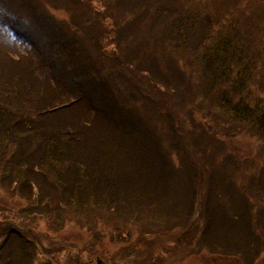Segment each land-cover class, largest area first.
I'll return each instance as SVG.
<instances>
[{
    "label": "trees",
    "instance_id": "16d2710c",
    "mask_svg": "<svg viewBox=\"0 0 264 264\" xmlns=\"http://www.w3.org/2000/svg\"><path fill=\"white\" fill-rule=\"evenodd\" d=\"M9 2L10 9L15 3L20 7L26 3L41 13L40 2ZM21 16L49 43L38 50L39 43H34L30 33L28 39L38 60L27 57L26 66L21 58L0 53V188L6 196L0 207L4 214L10 206L8 200H21V195L23 214L27 211L28 216L39 202L40 212L34 209L33 213L49 212L47 219L52 222L62 216L59 208L65 206L63 202L73 212L74 208L90 207L96 218L88 222L94 227L102 219L121 218V225L133 229L135 224L127 223L129 219L141 216V226L143 219L149 222L158 215L164 228L151 237L152 230L144 226L135 238L127 230L125 251L139 252L141 257L143 248L148 254L144 259L153 260L155 246L161 242L157 236L167 232L169 237L161 242L165 249L166 239L180 243L185 238H199V250L220 256L230 251L223 231L230 221L209 218L198 236L187 231L191 227L183 226L188 218L184 211L181 220L182 212L177 222L166 228L172 217L169 201L178 199L187 207L191 205L199 220L208 215L211 200L231 202L236 196L250 213L241 219L255 216L258 221L243 228L245 238L235 252L243 253L242 258L258 255L264 248V209L249 195L255 194V199L264 193V161L251 174L250 168L246 169L253 161L251 156L264 151V0H76L65 20H54L57 29L53 32L44 14L35 21L26 10ZM10 17L13 19L12 14ZM3 18L0 16V26ZM90 24H96L97 29L87 35L84 32ZM159 50L178 51L194 60L198 63L195 73V66L178 62L172 58L173 52L167 56V71L162 68L161 72L159 64L151 63L153 56L163 63L161 56L154 55ZM27 69L29 75L24 73ZM159 86L166 93L167 100L162 102H173L168 110L180 121L171 130L159 118L152 121L146 114L155 101L150 87ZM48 87L56 91L51 99L58 97L59 106L39 98L38 91L41 94ZM163 109L156 107L154 114ZM63 115L70 117L68 122H62ZM238 135L255 137L260 152L237 156L228 141ZM228 162L229 167L223 169ZM198 165L205 170L202 174ZM235 165L244 167L247 182H231L237 181L234 174L230 176ZM217 176L226 177L221 179L228 185L227 200L214 189ZM202 186L211 198L205 197V208L199 205L198 210L185 196L193 197ZM231 189L234 195L230 196ZM17 210L13 218H17ZM27 218L31 220V216ZM37 219L34 214L32 223ZM10 220L0 218L1 233L16 235V224ZM211 222L213 230L208 227ZM173 229L178 230L176 234ZM4 240L9 243L11 238ZM92 243L83 255L91 261L105 257V252L94 247L96 242ZM2 253L0 264H24L13 252ZM24 255L21 253L25 260ZM27 260L33 263L35 255ZM37 264L44 263L39 260Z\"/></svg>",
    "mask_w": 264,
    "mask_h": 264
},
{
    "label": "rangeland",
    "instance_id": "374dc122",
    "mask_svg": "<svg viewBox=\"0 0 264 264\" xmlns=\"http://www.w3.org/2000/svg\"><path fill=\"white\" fill-rule=\"evenodd\" d=\"M34 1L36 3L39 2L42 3L40 5L41 13H37L34 9L30 7V4H26V3H24L26 9L23 8L24 6L20 7L16 5V3L14 4L13 8L10 9L9 0H0V4L2 5L0 16L4 17L3 25L0 26V53L5 54L7 52L8 54L15 56L17 59L21 58V60L24 61L23 62L24 66H26L27 63L30 61L29 58L27 57L33 58L37 54V53L36 54L33 53L35 49L33 47L34 44L28 39L30 33L31 35L34 34L33 36L34 43L40 44V45L37 44L38 50H42V45L47 46L49 41L47 42L43 41L38 31L35 30L34 27H32L29 21L28 23H24L23 18L21 16L22 13L25 12L26 10L30 20L32 21H35L36 20L35 17L38 16L39 14H44L46 16L47 22H49L50 24V32H53L57 29V24L54 20L55 19L58 21L65 20L66 12L72 8L76 0H34ZM11 14L13 16V19L10 17ZM101 22L104 23L103 24L104 26H108L106 21L101 20ZM9 24L12 26L11 29ZM85 28H83V31H85ZM96 29H97L96 24H90L88 25V30H86V32L84 33L87 35H91L96 32ZM16 32H18L19 34L16 35ZM25 32L26 34L23 36ZM46 36L48 38L49 34L47 33ZM170 52H173L172 58L175 57V59L178 60V62L183 63V61H185L188 64L195 66L193 70V72L195 73L198 63L195 62L194 60H191L188 57H183L182 55L179 54L178 51L159 50L157 51V54L154 55L161 56L163 63L161 62L160 58L156 56H153V60L151 63L154 64L153 62H155V64H159L161 72L163 71L162 68H164V70L167 71V67H166L167 66L166 63L168 61L167 56L170 54ZM43 69L51 73L50 68L43 66ZM24 73L25 74L28 73L27 75H29L28 69L27 72L25 71ZM180 85L181 84L179 82L177 86L180 87ZM174 86L176 87V83H173V87ZM150 90L152 91L153 93L152 95L155 99V101L153 100V102L151 103L154 107L146 108V114H150L149 115L150 120L155 121L157 117L160 119V121H163L164 124L168 126L170 130L173 126L177 127L180 123L178 115L168 110L169 105L170 107L173 106V102L172 101H170V103L169 101L162 102L166 98L165 96L166 93L163 92L164 90H162L161 86L157 88L150 87ZM41 91H40L41 94H39L38 91V95L41 100L42 99L46 100V102L49 100L48 102L52 101V106L54 107L59 106V104H57L56 102V99L58 97L55 98L54 100L51 99V96L56 94L55 90H53L51 87H48ZM146 98L149 97L147 96ZM174 100L177 101V104L181 103L180 98L176 99V96ZM161 104H163V106ZM156 107L159 109L164 108L163 109L164 111H161L160 113L158 112L159 114L155 115L154 113L156 111ZM86 108L89 112V108L87 106ZM179 113L182 116V112L179 111ZM149 116L145 117V120L147 122ZM67 118L70 119L68 115L67 117L63 115V118L61 119L64 121L62 122H68L69 119ZM168 119H171L174 125ZM253 138L255 137L250 138L245 136L244 138L243 136L238 135V137L235 136L234 139L229 140L228 145L231 150L236 152L237 156L239 157L250 156L253 155L255 152L257 153L260 152L257 144L254 145L255 140ZM251 158L253 161L252 162L249 161V165L246 169L248 170V168H250V170H248V173L250 172L249 174H251L252 170L256 169V167L257 169H260V165L264 161V151L262 152V154H256L254 156H251ZM246 160H248V157ZM200 164H204L205 166L206 163L202 162ZM229 165L230 162H228L226 166L223 165V169L229 167ZM198 167L200 168L201 171L200 173L202 174L203 171L205 170H202L201 166L199 165ZM231 168L233 169L231 170L230 176L234 174L237 179V181L234 179V181L236 182L231 181L233 184L237 185V183L242 184L243 182H247V180H245L244 177V174L246 172L244 170V167L241 168L240 166L235 165L232 166ZM207 176H210V173ZM207 176L206 178L208 179ZM226 176H229V174H227ZM222 177L224 176L216 177L215 182L213 183L215 186L214 189H218V191L222 194L224 193L227 194L228 190L225 188L228 186L227 182L223 183L222 181V179L226 180V177L225 179ZM262 182H264V179L262 180ZM205 189L202 186L200 189H198V191L195 193L193 197L189 198L191 194L185 196L186 199H189L188 200L189 204L190 202L191 203L194 202L197 205L198 210H199V205L200 208H205V204H207V199L211 198L210 197L211 193H208L207 189L206 190ZM215 193L213 194V196L215 195ZM232 194H233V189H231L230 196ZM254 195L255 194H251L249 196L253 199L255 204L256 203L262 204L261 206H263L264 209V193L261 197L260 196L255 197V199L254 197H252ZM4 197L6 196L3 195V191L0 188V206L2 204V200L3 199L5 200ZM19 197L23 201L22 199L23 197L21 195H19ZM234 197H235L234 201L231 202L226 201L223 203H215L213 200H211V202L208 203V205L211 206L207 211L208 215L206 214L204 218L199 220L198 218L195 219V214L192 211L191 205L187 207L185 202H181L178 199H172L169 197L170 198L169 204L170 207L172 208V211H170V216L172 215V217L169 220L166 228H170L172 224L177 222V218L180 212H182L181 215L179 216L181 220L184 211L188 215V218L182 222L183 226L186 225L185 229L191 227L187 231L189 232L192 231L191 234L194 235L196 234L198 236L201 235L199 234V230L203 226L205 227L207 225V221H208L207 219L209 218L212 219L211 221L213 222L216 216H219V219L222 221L226 219H228V221L226 222L230 221L228 225L223 227V231L225 233L224 241L226 243V246L229 247L230 251L217 257H213V255L211 256L209 255V254H214V252L199 250L197 248L198 246L197 242L200 241L199 238H193V239L191 238L193 241L191 239L187 241L185 238L183 241H180V243H174L173 248H169L165 250L163 253L162 252L159 253V251L163 248L161 242L165 243V238L169 237V236L166 237L167 232L165 235L157 236V238L160 237L158 239H160L161 242L155 246V252L159 254L153 260H151L150 258L148 260L144 259L146 256H148V254L146 250L143 248H141V252H145V254L141 257H140L141 253L139 252L136 253V251H128V250L125 251V246L129 241L128 240L129 235L127 230L130 231V235H135L134 236L135 238L137 235L142 234L141 229H143L144 226L149 227L150 230H152L151 231L152 234L149 233V236L151 237L152 235L153 236L155 235L154 233L155 230L164 228L165 222H163L161 219H158V215H155L154 220L151 219L152 221L149 222L146 219H143L141 226H139L138 224L139 219H141V216H139V218H136L135 216V218L129 219L127 223L130 222L135 224V227H133V229L128 228L127 225L125 226L121 225L122 224L121 218H118L117 220L102 219L103 222L99 223V226H96L97 227L96 228L94 226H91L94 225L93 223L88 222V220L96 218V216L93 215V212L89 211L90 207L86 208L85 206H83L82 208L80 207L78 210L74 208L76 212L75 211L73 212L70 209L71 207L68 206L69 204H66L67 202H63L65 203L64 204L65 206L59 208V214H62V216H59L58 218L54 219V221L52 222L47 219V216L49 215L47 213L49 212H46V214L43 215L41 213H33L34 211L40 212L41 210L39 206V202H36L38 207H32V210L30 209V214L28 216L29 217L31 216V220H32V216L35 214L36 217L38 215L39 219H37V222L34 221L32 223V221L27 218L28 217L27 211L25 214L22 213L23 207L20 206H24L25 203L23 202L24 205H22V201L20 199L17 201H13L11 199L8 200L10 201L9 202L10 206L8 205L6 209L8 210L9 213L6 211V213L4 214V211H2L4 207L3 208L0 207V213H1L0 218L4 220L8 219V222L11 219L10 217L13 218L15 214L14 209H18L17 210L18 214H16L18 216H15L17 218H13L10 220L11 224H16L13 225L17 230V232H15L16 235L13 234L9 235V232L7 231L2 234L1 232L4 229L1 230L3 226L2 224H0V254L3 255L2 252H4L7 255L10 252H13L15 258L21 259L20 262L23 261L24 264H30V262H28L29 260L27 259H29V257L32 258L33 255H35L36 260L33 261V263L31 262V264H37V261L39 260L44 264H87V262L88 261L91 262V260L87 258V255H83V250L86 248L88 249L89 247L91 250L93 244L92 242H96L94 247L98 250H102L103 252H105V257L110 258L117 256V258L111 259L110 260L111 262L109 261V259H106L105 257L101 258L103 264H264V248L260 250L258 255L252 256L250 258H245V257L242 258L243 253L235 252L237 245H239V243L242 242L245 238V233H243V228H245L247 225H250L251 227L255 226L257 224L258 219L255 216H251L248 220L243 221L241 217L247 214H249L250 216V213H248L247 211L246 203L242 199H237L236 196ZM224 199L227 200V196L225 194H224ZM27 209H29V207ZM207 216L209 217L207 218ZM234 216L237 219H235L234 223H232ZM62 217L66 219L64 220ZM104 218H106V216ZM132 220H134V222H132ZM213 222H211L208 225V227L212 230L214 229ZM93 228L96 234L95 237L92 236ZM173 233L176 234V230L173 229ZM5 237H10L11 241L8 243L7 240H4ZM262 239H264V236H262ZM167 240L168 239H166V241ZM82 246H85V248H81ZM253 248L254 247L251 246L252 250H254ZM21 253L25 254L23 256L25 260L21 258Z\"/></svg>",
    "mask_w": 264,
    "mask_h": 264
}]
</instances>
